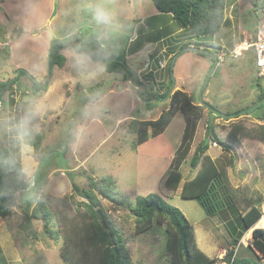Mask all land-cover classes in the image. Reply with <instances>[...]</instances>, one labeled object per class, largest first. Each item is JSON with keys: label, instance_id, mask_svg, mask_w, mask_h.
I'll list each match as a JSON object with an SVG mask.
<instances>
[{"label": "rangeland", "instance_id": "obj_1", "mask_svg": "<svg viewBox=\"0 0 264 264\" xmlns=\"http://www.w3.org/2000/svg\"><path fill=\"white\" fill-rule=\"evenodd\" d=\"M128 1L133 5L131 13L127 0H0V82L18 79L0 102V149L17 146L23 171L32 184L12 208L11 215L0 218V254L8 264H63L61 234L56 237L46 234L43 222L38 219H33L31 224L36 237L23 228L26 224L23 209L28 206L29 213L37 210L38 199L34 198L32 187L41 178L44 181L38 196L44 197L48 209L68 219H78L86 211L85 200L74 191L73 184L90 191L91 179L99 182L111 177L113 194L123 206L99 195L97 199L108 221L120 234L132 264H169L163 228L153 227L147 234H134V217L127 205L133 204L137 196L161 197L186 217L197 237L199 227L207 228L205 221L209 220L211 231L206 238L200 236L203 243L195 238L197 248L205 255L215 240L222 246V238L228 237L223 222L217 217H207L197 201L183 200L179 189L167 193L164 187L166 172L183 134V115L177 113L162 134L136 148L133 143L137 135L130 132L129 124L134 119L157 120L169 109L170 97L179 87L190 90L185 93L192 96L195 104H208L223 115L249 110L264 89V78L257 74L251 49L238 58L231 56V50L243 41L253 43L264 0H232L226 10L227 23L218 33L202 38L194 36L191 42L197 48L208 52L221 48L216 56L221 55L222 61L209 76L214 61L208 56L192 51L180 54L172 69L175 85L166 100L161 99H165L162 95L167 92L171 79L170 51L160 55L161 63L155 61L158 47L137 55L131 52L144 47L147 41L175 31L177 25L175 22L171 26L161 25L164 30L158 31L154 29L156 24L153 27L150 22L143 25L145 31L131 32L130 19H139L141 11L135 10L139 0ZM147 1L146 14L154 10L150 0ZM76 33L84 42L95 45L98 42L105 51L125 57L138 84L125 80L122 75L107 73L103 62L77 54L72 47L76 39L60 50L59 54L65 58L63 67L53 65L48 78L49 45L69 41ZM136 35L138 40L132 44ZM181 46L173 49L172 57L180 52ZM33 82L47 84V90L34 95ZM260 111L263 109L257 112ZM210 118L214 119V133L231 148L224 150L208 142L207 154L225 172L238 206H243L247 199H260L262 207L264 142L245 137L235 142L227 138L229 122L240 123L248 129L260 125L259 120L246 114L224 121L214 118L207 108L203 110L190 152L180 166L181 184L193 178L199 168V160L194 165L191 160L197 145L207 139L206 125ZM34 134L42 136L37 152L25 144V137L32 138ZM15 139L20 143L16 144ZM256 228L264 229V225L259 223ZM50 229L59 230L58 224L51 225ZM246 245L241 241L235 259L246 258L249 264H264V258L253 254Z\"/></svg>", "mask_w": 264, "mask_h": 264}, {"label": "trees", "instance_id": "obj_2", "mask_svg": "<svg viewBox=\"0 0 264 264\" xmlns=\"http://www.w3.org/2000/svg\"><path fill=\"white\" fill-rule=\"evenodd\" d=\"M150 2L160 14L170 15L179 29L188 30L196 38H202L215 35L227 23L226 10L232 0H150ZM63 46L61 43L52 45L51 69L53 65L63 67L65 58L59 54ZM187 46L197 47L194 42L183 47L186 48ZM72 47L77 54L88 56L94 62H103L107 73L122 75L125 80L135 81L138 84L133 77V72L126 63L125 57H116L106 50L107 58L105 60L103 50L99 49L93 42H84L78 37ZM183 47L181 48L184 49ZM220 50L221 48L215 47L210 52L216 55ZM112 58L117 60H112ZM211 61L213 60L211 59ZM21 74L23 73L21 72ZM17 80L6 83L0 82V102L3 101L6 91ZM171 83L172 78L169 81L167 92ZM256 87L261 88V85L256 83ZM31 90L34 95H37L47 90V84L33 82ZM167 92L162 96H166ZM263 100L264 89H261L256 102L244 114L251 116L253 119L264 121V103L260 104ZM205 108L214 118L223 119L222 116L219 117L215 113L217 111L215 107L208 104H195L192 96L187 95L184 91L176 90L170 97L169 109L162 113L157 120L134 119L130 122L129 129L130 132L137 135L133 143L136 148L148 141L149 138L162 134L177 113L180 112L183 115V134L172 158L170 169L166 172L164 187L167 193L176 192L179 189L181 199L197 201L207 217H217L221 220L229 237V246L235 247L240 243L246 231L255 226L261 219L262 207L259 203L262 204V201L260 199L253 201L247 199L243 201V206L237 205L232 192L233 189L225 172L207 154V143L211 142L210 138L224 150L231 148L214 133L213 118L207 120V143L204 140L197 145L191 160L192 165L199 160V168L193 178L181 184L180 166L190 152L197 122L202 118ZM260 108L263 111L257 112ZM239 112L225 113L226 118L223 120L236 119L241 115V112ZM220 115H223V113H220ZM228 124L231 126L227 136L229 140L236 142L240 137H245L264 142V124L257 125L253 129L245 128L240 123L229 122ZM26 134L25 136H27ZM30 137L29 135L25 137V144L32 146L35 152L39 151L42 136L34 134L32 138ZM14 142L19 144L20 140L15 139ZM16 148L4 147L0 149V218L2 219L11 215L12 208L21 200L29 185ZM40 169L41 167H39L38 173ZM43 181L42 178L39 181L36 180L32 187L33 196L38 199L37 210L29 213L28 206L23 209L26 223L23 228L28 230L27 234L37 236L31 227L33 219L43 222L46 234L53 237L61 234L60 259L63 264H132L124 249L120 234L108 221V217L100 207L97 199V195H99L112 204L123 206L124 203L120 202L113 194L111 177H105L99 182L91 179L90 191L79 189L73 184L74 191L85 200L84 207L86 211L79 214L78 219H68L64 214L53 213L48 209L44 197L38 196ZM127 208L134 217L135 235L147 234L152 231L153 227L163 228L164 248L169 264L217 263V259L209 258L197 248L194 229L186 217L177 208L164 202L158 195L137 196L134 203L128 204ZM55 223L58 224L59 230L52 231L50 227ZM247 248L253 254H258L264 258V229H254L252 231V239ZM225 259L230 264H249L246 258L237 260L235 257L233 258L232 249H227ZM0 264H8L1 254Z\"/></svg>", "mask_w": 264, "mask_h": 264}, {"label": "crops", "instance_id": "obj_3", "mask_svg": "<svg viewBox=\"0 0 264 264\" xmlns=\"http://www.w3.org/2000/svg\"><path fill=\"white\" fill-rule=\"evenodd\" d=\"M139 1H140L139 6H137V9H135V10L138 11V12L141 11V16H140L139 19H137V18L136 19L135 18H133V19L131 18L130 19L131 22L133 23L132 28H131V32L133 30H137L138 31L140 29H142L141 31H145L146 29L145 30L143 29V25H145L147 23H150V22H151L152 26H153V24H156L154 29L158 28V31L164 30V28L162 29L161 25H170V26L173 25L174 21H173V19L171 18L170 15H166L167 16L166 17L165 15L160 14L155 9L154 10L153 9L149 10L150 13L148 12V14L144 13V11L148 8V7H145L146 6L145 4H147L148 1L147 0H139ZM127 3H128V6H127L128 7V11H130V13H131V11L133 10V5H132L131 1L127 0ZM164 18H166V19H164ZM134 26H135V28H134ZM150 29H152V28H147L148 31H151ZM145 34H147V32L142 34V35H145ZM179 35H180V37H178L175 42H171L174 38H176ZM193 38H194V35H192V34L190 35L187 32V30H181V29H179L177 27V29L175 31H173V32L171 31L169 33H166L164 35L159 36L158 38L152 39L151 41H147L146 44L144 45V47H140L139 49L136 48L135 50H132L131 53H133V55H137L139 53L144 52V50L145 51L146 50L149 51L150 48L155 46V47H158L157 49L159 51L155 55V58H156L155 61L158 60V62L161 63V60H160L161 56L160 55H162L163 52L164 53L167 52L169 54V51H170L169 57H172V55L175 53L173 49H178L180 44H182L181 47H183V46L187 45L188 43H191ZM137 40H138V36L136 35L132 39L131 43L134 44V43L137 42ZM159 45H161V46H159ZM159 47H161V49ZM160 69H163V68H160ZM179 88H180V90H182L184 92H187V93L190 92V90H188V89L181 88V87H179ZM205 220H208V219H205ZM205 222L208 224V226H207V228H203L202 226L199 227V237L200 236H205V238H206V236L209 235V231H211V229L209 227V223L211 224V222L209 220L205 221ZM257 226H259L258 222H257ZM214 229H217V227H214ZM195 236H196L195 238L197 239V241H201V243H203V239L201 237L200 238L197 237L196 232H195ZM222 239H223L222 240L223 241L222 242V246H220V245L218 246L217 241L215 240L214 241L215 244L213 246H211V247L209 246L208 247L209 250L206 249V255L209 258H211V259H217L219 261V263H217V264H229L228 261L225 259V257H221V252L223 250L231 249L232 247H230L229 244H228L229 237H223Z\"/></svg>", "mask_w": 264, "mask_h": 264}, {"label": "built area", "instance_id": "obj_4", "mask_svg": "<svg viewBox=\"0 0 264 264\" xmlns=\"http://www.w3.org/2000/svg\"><path fill=\"white\" fill-rule=\"evenodd\" d=\"M250 49L254 54V61L257 69V74L259 77L264 78V9L262 11V17L259 18L258 24L256 26L253 43H247L243 41L241 44L234 46L233 49L231 50V56L233 58L241 57L243 52L248 51ZM217 58H218V62L222 61L221 55H218ZM257 123L263 125L264 121H258ZM262 209L264 212V202ZM245 243H248V240H246ZM237 249L238 246L232 249L233 258L235 256ZM226 252H227L226 250H223L221 252V257H224L226 255Z\"/></svg>", "mask_w": 264, "mask_h": 264}, {"label": "water", "instance_id": "obj_5", "mask_svg": "<svg viewBox=\"0 0 264 264\" xmlns=\"http://www.w3.org/2000/svg\"><path fill=\"white\" fill-rule=\"evenodd\" d=\"M55 12L56 11H53V14H55ZM78 35L79 34H73L72 36H71V39L69 40V41H66V42H52L50 45H49V50H48V54H47V76H48V78H49V76H50V70H51V64H50V55H51V47H52V45L54 44V43H61V44H63L64 46H68V45H70V44H72L73 42H74V40L78 37ZM96 39L94 38V41H95ZM96 45H97V47L99 48V49H101V50H103L104 51V59L106 60V58H107V54H106V51L104 50V48L103 47H101L100 45H99V43L98 42H96ZM185 51H192V52H194V53H197V54H200V55H205V56H208L210 59H212L213 61H214V64H213V66L211 67V69H210V71H209V76L211 75V73L214 71V69H215V67L217 66V64H218V59H217V57H216V55H214L213 53H211V52H208L207 50H202V49H200V48H197V47H192V46H189V47H186V48H184V49H182L178 54H176L173 58H172V60H171V64H170V74H171V78H172V83H171V85H170V87H169V90H168V92H167V95H166V97H165V99H161V100H166V99H168L169 97H170V95H171V92H172V90H173V88H174V85H175V82H174V79H173V77H172V69H173V66H174V63H175V60H176V58L180 55V54H182V53H184ZM113 60V59H112ZM116 60V59H115ZM19 73H20V71L18 72V75H19ZM133 77L136 79V75H135V73L133 72ZM3 83H6V82H3ZM134 84L136 85V82L134 81ZM139 86H142V85H139ZM264 103V100L260 103V104H263ZM255 107H257V106H255ZM208 109H209V107H208ZM248 110H243L242 112H241V114H244L245 112H247ZM215 113L220 117V116H222L223 117V119H225L226 118V116H224V115H220V113L218 112V111H215ZM210 141H211V143H215L214 142V140L212 139V138H210ZM206 143H207V140L205 141ZM215 144H217V143H215ZM218 145V144H217ZM196 166V165H195ZM31 183L28 185V189L31 187ZM115 251V250H114ZM115 255H116V251H115Z\"/></svg>", "mask_w": 264, "mask_h": 264}, {"label": "clouds", "instance_id": "obj_6", "mask_svg": "<svg viewBox=\"0 0 264 264\" xmlns=\"http://www.w3.org/2000/svg\"><path fill=\"white\" fill-rule=\"evenodd\" d=\"M217 57V56H216ZM218 59V58H217ZM263 206V205H262ZM264 215V212H263V209H262V216L263 217ZM256 226H253L252 228H250L248 231H246V233L243 235V238L240 240V243L241 241H246L248 240V243H245L247 244L246 246H248L251 242V239H252V231L255 229ZM256 229H262V228H256ZM240 243L238 245H236L235 247H240ZM234 247H232L231 249H233ZM225 257V256H224Z\"/></svg>", "mask_w": 264, "mask_h": 264}, {"label": "bare ground", "instance_id": "obj_7", "mask_svg": "<svg viewBox=\"0 0 264 264\" xmlns=\"http://www.w3.org/2000/svg\"><path fill=\"white\" fill-rule=\"evenodd\" d=\"M259 223L264 225V216L261 217V219L258 221V225H259Z\"/></svg>", "mask_w": 264, "mask_h": 264}]
</instances>
